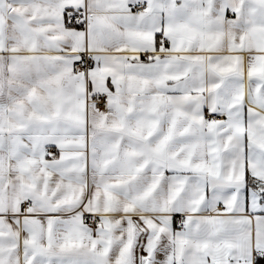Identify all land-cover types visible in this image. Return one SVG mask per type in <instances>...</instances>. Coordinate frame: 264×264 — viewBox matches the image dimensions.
I'll use <instances>...</instances> for the list:
<instances>
[{
    "label": "snow or ice",
    "instance_id": "6c2138e0",
    "mask_svg": "<svg viewBox=\"0 0 264 264\" xmlns=\"http://www.w3.org/2000/svg\"><path fill=\"white\" fill-rule=\"evenodd\" d=\"M0 264H264V0H0Z\"/></svg>",
    "mask_w": 264,
    "mask_h": 264
}]
</instances>
